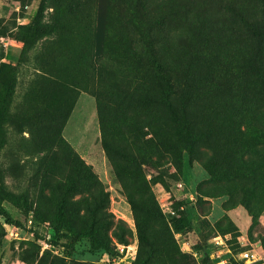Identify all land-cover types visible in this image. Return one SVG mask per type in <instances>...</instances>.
Returning <instances> with one entry per match:
<instances>
[{"label": "rangeland", "instance_id": "374dc122", "mask_svg": "<svg viewBox=\"0 0 264 264\" xmlns=\"http://www.w3.org/2000/svg\"><path fill=\"white\" fill-rule=\"evenodd\" d=\"M260 36L264 0H0V186L24 225L0 217V264H264ZM157 61L179 78L229 70L255 112L193 110L210 147L174 167L139 139L152 121L167 141L178 129L131 94ZM90 225L97 246L66 253Z\"/></svg>", "mask_w": 264, "mask_h": 264}, {"label": "trees", "instance_id": "16d2710c", "mask_svg": "<svg viewBox=\"0 0 264 264\" xmlns=\"http://www.w3.org/2000/svg\"><path fill=\"white\" fill-rule=\"evenodd\" d=\"M256 38L260 41L259 39H264V36ZM200 59L202 58H198V60ZM194 71L187 69L184 75L179 78L174 75L172 70L165 67L163 63L157 61L155 69L148 73L150 79L148 80L146 76L143 77L137 87V91L131 93L142 111L152 108L155 113L157 112L161 116L159 118H161L163 125L171 129H178V138L167 141L161 137L159 131L161 123L152 121L153 131H151L149 136H142V139H139V143H151L160 148V151L167 153L170 159L169 162L174 167L179 163V152L181 150L192 155L201 153V147H210L211 128L204 122L200 129L197 128L196 122L190 119V117H193L190 114L193 113V110L204 111L208 115L213 114L217 108L212 104V101L220 100L222 101V106L233 108V112H236V114H240L242 111H247L250 114L255 112V110L248 111L250 100L242 92L240 86H232L227 79L233 74L232 72L221 70L210 74H202L194 73ZM196 86L199 89H196ZM6 111L5 99L2 98L0 93V125L7 120ZM253 119H250L253 121L252 127L256 128L264 140V114L258 117L259 120L255 121V118ZM125 158L128 157L126 156ZM161 159H163L162 154L155 156L154 159L149 157V160H154L157 164H160ZM9 199L10 196L0 186V217L8 225L22 226L24 228V225L19 220L14 219L3 205V201ZM100 200L103 202V197ZM128 201L131 209L136 212L134 198L129 195ZM92 216L94 217V215ZM105 217V214L101 213L99 220ZM31 232L37 238H41L36 231ZM98 234L99 230L90 225L83 232H76L73 240L62 243L60 246H63L66 249V253L70 254L73 251L75 242L82 237L88 236L91 238L92 246L96 247L94 238L98 237ZM139 238L141 241L144 239L141 234H139ZM120 240V242H124L123 239ZM47 242L54 247L59 246V243L53 239H47ZM134 264L138 263L135 262Z\"/></svg>", "mask_w": 264, "mask_h": 264}]
</instances>
